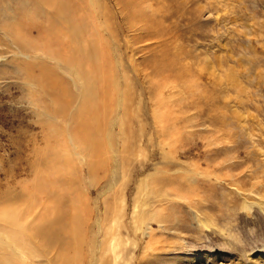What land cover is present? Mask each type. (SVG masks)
<instances>
[{
    "label": "rangeland",
    "instance_id": "rangeland-1",
    "mask_svg": "<svg viewBox=\"0 0 264 264\" xmlns=\"http://www.w3.org/2000/svg\"><path fill=\"white\" fill-rule=\"evenodd\" d=\"M262 249L264 0H0V264Z\"/></svg>",
    "mask_w": 264,
    "mask_h": 264
},
{
    "label": "bare ground",
    "instance_id": "bare-ground-1",
    "mask_svg": "<svg viewBox=\"0 0 264 264\" xmlns=\"http://www.w3.org/2000/svg\"><path fill=\"white\" fill-rule=\"evenodd\" d=\"M75 47V46H74ZM71 48V47H70ZM81 63V62H80ZM90 63V62H89ZM80 65V64H79ZM89 66H90V64H89ZM94 66V65H93ZM93 68V67H92ZM94 68H96L95 66H94ZM94 70V69H93ZM92 72H94V71H92ZM89 95V94H88ZM91 97V96H90ZM90 102V101H89ZM87 105V104H86ZM89 106V105H88ZM83 110V109H82ZM92 110L93 109H91V113H93L92 112ZM89 112V111H88ZM98 112H100L99 110H98ZM95 113H96V111H95ZM93 116V115H92ZM97 116H98V114H97ZM85 117V116H84ZM93 118V117H92ZM97 118H99V117H97ZM77 227V226H76ZM76 231V230H75ZM146 246V245H145ZM144 246V247H145ZM149 247H150V245H149ZM147 251H150V250H147L146 249V247H145V252H147ZM144 252V251H143ZM147 254V253H146ZM206 257V256H205ZM196 258H198V259H196ZM196 258H194V259H190V260H186V258H184V260L183 259H181V258H178V259H173L172 260V262L173 263H176V264H184V262H188L189 264H203V263H206V259H204L203 257H202V255H198ZM249 260H250V263L249 264H264V249H262L261 251H259V253H256V254H252L251 256H249ZM238 262V261H237ZM215 263H217V258H215Z\"/></svg>",
    "mask_w": 264,
    "mask_h": 264
}]
</instances>
